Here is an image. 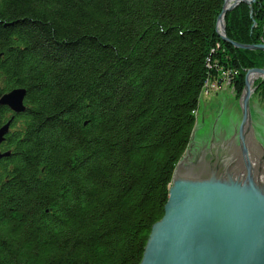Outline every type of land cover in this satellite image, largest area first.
I'll use <instances>...</instances> for the list:
<instances>
[{"label":"trees","instance_id":"16d2710c","mask_svg":"<svg viewBox=\"0 0 264 264\" xmlns=\"http://www.w3.org/2000/svg\"><path fill=\"white\" fill-rule=\"evenodd\" d=\"M224 0H0V97L24 88L0 152V264H140L220 66L264 68L223 42ZM264 42V0L224 16ZM209 59V62L207 61ZM208 63L212 68H208ZM264 100V79L254 83Z\"/></svg>","mask_w":264,"mask_h":264},{"label":"water","instance_id":"95a60500","mask_svg":"<svg viewBox=\"0 0 264 264\" xmlns=\"http://www.w3.org/2000/svg\"><path fill=\"white\" fill-rule=\"evenodd\" d=\"M257 1L226 7L224 0L216 25L223 42L264 52V42L244 45L225 35V14ZM251 74L259 77L250 81ZM259 79L264 68L245 73L239 102L200 98L197 126L175 166L163 216L151 227L140 264H264V100L249 103ZM26 94L15 88L0 97V106L22 114ZM13 118L0 127V145ZM9 155L0 152V159Z\"/></svg>","mask_w":264,"mask_h":264},{"label":"built area","instance_id":"2783aa9c","mask_svg":"<svg viewBox=\"0 0 264 264\" xmlns=\"http://www.w3.org/2000/svg\"><path fill=\"white\" fill-rule=\"evenodd\" d=\"M207 61L209 62V59H207ZM208 68L211 69L212 64L208 63ZM237 77V70L220 66L214 77H209L205 80V95L218 91L223 85H227L231 90H233L231 84Z\"/></svg>","mask_w":264,"mask_h":264},{"label":"rangeland","instance_id":"374dc122","mask_svg":"<svg viewBox=\"0 0 264 264\" xmlns=\"http://www.w3.org/2000/svg\"><path fill=\"white\" fill-rule=\"evenodd\" d=\"M244 89V87H243ZM243 89H242V92H241V95L243 94ZM255 92V91H254ZM252 93L251 94V97H250V100H249V103H253V102H257V101H261L263 100L258 94L256 93ZM240 95V96H241ZM205 96H208V97H220V96H225V97H228L230 98L231 100H233L234 102H239V100H237V98H234V94L232 93V90L230 89V87H228L227 85H223L221 86V88L216 91V92H212L210 94H207L205 95V92L201 94L200 98L201 97H205ZM200 98H199V102H200ZM240 99V97L238 98ZM198 110H199V103H198V108H197V111L195 112V117H196V126H197V119H198ZM11 126V125H10ZM196 128V127H195Z\"/></svg>","mask_w":264,"mask_h":264},{"label":"bare ground","instance_id":"6f19581e","mask_svg":"<svg viewBox=\"0 0 264 264\" xmlns=\"http://www.w3.org/2000/svg\"><path fill=\"white\" fill-rule=\"evenodd\" d=\"M235 1L237 0H226V7H229L231 4H233ZM247 1H250V0H247ZM222 25V22L220 21L219 22V27H221ZM259 77L258 74H251V76L249 77V80L250 81H253V80H256L257 78ZM205 92V82H204V85H203V93Z\"/></svg>","mask_w":264,"mask_h":264}]
</instances>
